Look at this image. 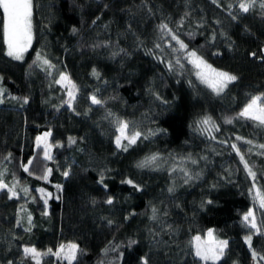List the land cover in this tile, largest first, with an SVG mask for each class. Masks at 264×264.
Segmentation results:
<instances>
[{"label": "trees", "instance_id": "obj_1", "mask_svg": "<svg viewBox=\"0 0 264 264\" xmlns=\"http://www.w3.org/2000/svg\"><path fill=\"white\" fill-rule=\"evenodd\" d=\"M239 3L32 0L33 39L22 60L6 55L0 18V170L8 185L0 189V264H35L24 248L69 243L79 249L73 264H206L192 243L208 229L228 241L216 264H264V234L242 224L253 208L260 228L264 209L254 206V181L232 147L264 191V126L238 116L251 97L264 98V9L256 0L245 13ZM173 34L186 50H173ZM189 51L237 79L211 91ZM38 52L53 67L34 63ZM59 71L76 86L71 108ZM205 117L215 124L210 132L198 124ZM118 120L142 133L127 151L115 145ZM48 132L51 159L37 143ZM152 154L158 167H137ZM40 264L67 261L43 256Z\"/></svg>", "mask_w": 264, "mask_h": 264}, {"label": "snow or ice", "instance_id": "obj_2", "mask_svg": "<svg viewBox=\"0 0 264 264\" xmlns=\"http://www.w3.org/2000/svg\"><path fill=\"white\" fill-rule=\"evenodd\" d=\"M215 2V0H213ZM256 3V0H240L239 9L242 12H248ZM231 7V6H230ZM260 7L264 9V0H260ZM32 0H0V10H2V21H3V38L4 44L6 45V55L11 57L14 60H22L24 53L28 50V48L32 44ZM236 17L233 16V19ZM161 29L167 30V25L162 24L160 25ZM171 34V33H169ZM172 40L179 45V49H173L174 51H183L187 49V45L178 38L176 35H171ZM255 56V53H252ZM186 58L188 62L193 64L194 67L197 69L196 75L200 79V81L206 84L212 91L216 92L217 94L224 91V89L230 84L231 82L235 81L237 77L232 75L228 72L219 71L217 69L212 68L211 65L207 64L206 61L203 60L202 57L198 56L195 51H189L186 54ZM40 62L44 65H47L49 68L53 67L50 64V61L44 59L40 53H37L36 62ZM177 64L180 63L179 59L176 61ZM182 67V65H181ZM171 70V65H169ZM93 75H98L95 70H93ZM64 82H67L68 87V107H72V101L76 98L75 91L76 86L69 80V78L61 73L59 80L56 81L57 84L64 85ZM4 89L0 87V95L4 93ZM13 99H16L13 97ZM27 103V99L24 101ZM0 103H3V100H0ZM92 104H101L102 101L97 99L95 96L91 97ZM239 117H243L246 119H251L253 121L258 122L259 125L264 126V98L260 96H253L251 99L244 105L241 111L238 113ZM231 120H227L226 123H231ZM198 124L203 125V131H211L215 128L214 122L211 120L210 117H205ZM116 132L118 135L115 136V145L117 149H122L123 151H127L128 147L137 143L138 139L142 136V133L139 131H132L129 127L128 122L123 120L116 121ZM51 133H45L42 137H37V143L40 144L41 142L44 143L45 148V159H51L50 154V145L47 143V138L50 136ZM145 139L147 137H144ZM239 140L240 137H237ZM70 143L74 142V140L70 137ZM122 141H127V144H123ZM251 143V141H248ZM233 149L236 150L237 155L240 156L241 163L244 164V168L247 171L249 177H251L254 181L252 188H250V193L255 190V195L253 197V204L254 206L258 205V208L264 209V191L260 188H257L255 184L256 180V173L252 171L249 167L248 163L245 161L244 156L240 154V149L236 144L232 145ZM260 148L264 149V145H259ZM11 156V153L4 159L7 160ZM160 159L158 154H152L151 156L145 157L143 160L138 162L137 167L139 168H146V167H158L157 164L158 160ZM195 163V161H192ZM31 164V161H29ZM24 170L27 172L29 171L27 165H22ZM175 170V169H174ZM7 169L0 170V189L8 187L6 183H4L3 176ZM181 171H184L181 169ZM51 170L45 172L42 179L47 180L48 175L50 174ZM65 177L69 175L67 171L63 173ZM185 183L188 180H191L193 177L189 175L188 172H184ZM103 181V176H101V182ZM123 183L133 184L131 180L123 181ZM57 189L61 186L56 185ZM134 187L139 190V187L134 185ZM9 193L11 194L9 198H12L16 195L15 185L8 188ZM22 191L25 193L28 192L27 188H23ZM37 191L43 192L42 189H38ZM169 191H173L172 188ZM108 204L113 203V200L109 198L106 201ZM211 203V201H208ZM45 204H47V200H45ZM153 217L155 219L156 209L153 208ZM47 214V213H45ZM31 215L28 216L29 224H31ZM242 224L243 226L249 228L250 230H256L257 232H262L264 234V225L260 228L257 226V219L256 214L253 208H249V210L242 216ZM26 231H30V228L25 229ZM207 240L201 241L199 236L194 237V248H195V256L198 257L200 260L206 262L211 261L212 264H216V261H219L225 254V249L228 246L227 240H217L213 236V231L209 229L207 233ZM245 242L251 246V235L245 237ZM134 243V241H133ZM78 245L75 243H69L67 245L61 244L55 251L52 249H48L47 252L41 253L37 251L35 248L26 247L24 248V253L27 256H30L31 259L35 262V264H40L41 257L43 256H55L57 260H66L67 264H73V261L77 260V253H78ZM107 251V249H105ZM257 253L255 251L252 252L253 259H257ZM142 259V264H147V260ZM259 259L264 260V256L259 257ZM11 264V262H10Z\"/></svg>", "mask_w": 264, "mask_h": 264}, {"label": "rangeland", "instance_id": "obj_3", "mask_svg": "<svg viewBox=\"0 0 264 264\" xmlns=\"http://www.w3.org/2000/svg\"><path fill=\"white\" fill-rule=\"evenodd\" d=\"M2 33H3V29H2ZM4 39V38H3ZM33 39V38H32ZM5 48H6V45H5ZM30 48V47H29ZM28 48V49H29ZM6 51H7V49H6ZM25 54V53H24ZM11 58V57H10ZM192 66H193V68H194V70H195V74H196V72H197V69L194 67V65L193 64H191ZM213 68V67H212ZM61 73H63V72H61V71H59L58 72V75H57V77H58V80H59V78H60V74ZM64 74V73H63ZM197 76V75H196ZM199 79V78H198ZM200 80V79H199ZM204 84V83H203ZM62 85V84H61ZM204 85H206V84H204ZM63 86H65V89H66V94L68 93V87H67V82H64V85ZM207 86V85H206ZM208 87V86H207ZM209 88V87H208ZM211 91H212V89L211 88H209ZM214 92V91H213ZM216 93V92H215ZM122 143H123V141H122ZM40 146L41 147H44V143L43 142H41L40 143ZM212 230V229H211ZM208 231H209V229L208 230H205L204 231V233L203 234H200V235H198L200 238H201V241H204V240H207V233H208ZM213 231V230H212ZM213 236L215 237V239H217L216 238V236H215V234H214V231H213ZM197 237V236H196ZM217 240H219V239H217ZM194 243H195V241L193 240V243H192V247H193V250H194V253H195V248H194ZM211 262V261H210ZM217 262V261H216Z\"/></svg>", "mask_w": 264, "mask_h": 264}]
</instances>
